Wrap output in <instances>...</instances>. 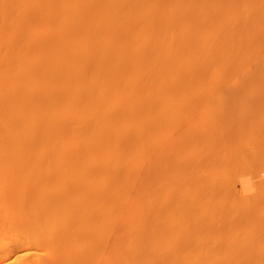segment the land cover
<instances>
[{
	"label": "bare ground",
	"instance_id": "1",
	"mask_svg": "<svg viewBox=\"0 0 264 264\" xmlns=\"http://www.w3.org/2000/svg\"><path fill=\"white\" fill-rule=\"evenodd\" d=\"M239 74L264 82V0H0V264H264V179L229 172L264 162V87L152 157Z\"/></svg>",
	"mask_w": 264,
	"mask_h": 264
},
{
	"label": "rangeland",
	"instance_id": "2",
	"mask_svg": "<svg viewBox=\"0 0 264 264\" xmlns=\"http://www.w3.org/2000/svg\"><path fill=\"white\" fill-rule=\"evenodd\" d=\"M251 68V66H248L247 67V69H250ZM239 76H241V74H239V75H234V77H231L232 79L234 78H237V80L239 79L240 80V77ZM239 77V78H238ZM226 80V81H225ZM228 80H229V82H228ZM238 80V81H239ZM238 81H236V83L238 82ZM242 80H240L239 82H241ZM219 82H221V83H223V86H222V84L221 83H216V82H214V83H216L217 84V86H216V84L214 85V83H211V82H205V83H203V86H205V89H204V92H205V95H207L208 93V95H209V98L208 97H206L205 95H203V93L201 94L200 93V95L198 96L199 97V99H198V97H196V95L195 94H193V97L192 98H194V100L193 99H191V97H190V99L193 101V102H195V103H190L191 102V100L190 99H188V100H184V102H185V105H186V107L185 106H183V108L185 109H187L188 107H187V105H189V104H193L194 105V107H193V109H191L192 108V106H191V108H190V106H189V109H187L188 111H187V113L188 114H185L184 112H185V110L182 112V110H181V112H179V113H181L180 115H181V117L178 115V117H180V119H181V121L180 120H178V117L176 118L175 116H174V118H176L177 119V121H180V123L179 122H175V123H177V124H179L178 126H177V124H174V122L172 123V119H174V118H172V117H170L171 118V122L169 123V124H172V126L174 127H171L170 125H168L169 127H171L173 130H171L170 128H169V130H168V126H167V130H166V133H164L163 132V135L166 137H164L162 134H161V132L162 131H160V135L161 136H163V137H161L162 139H164L163 141L161 140V138H159L158 137V139L159 140H157L156 139V141L157 142H161L159 145H156L157 143H156V141L154 140L153 142V144H155L156 145V147L155 148H153V151H152V157H155V155H156V151H157V149H158V147L160 148V147H163V146H165V145H167V144H169L170 142H172V141H174L179 135H184L185 134V132H187L188 130H186L187 129V127L190 125V123L192 124V122H193V124L195 123V122H197V120L199 121V118H201L200 119V121H199V123H201V121L203 122V124L205 123L203 120H205L206 119V116L208 115V114H210V112L211 111H209L210 109H225L226 108V105H227V107L229 106V105H231L232 104V102L234 103V104H232L233 106L235 105V104H237V105H239V107H240V105L241 106H243L244 105V101H245V98L247 99V98H249L248 99V101L250 100V94L252 93H254L255 91H257V90H255V91H253V90H251V92H250V90L249 89H253V88H251V86H256V87H264L263 85H264V82L263 81H261L260 82V85H259V82H251V83H247V82H244V81H242V83H246V85H244L243 86V84L242 83H239L240 85H242V86H236V85H238V84H235L234 85V83H235V81H234V83H233V81L232 80H230V77H229V79L228 78H226V79H224V81H222V80H220ZM224 82H228L226 85L224 84ZM210 83H211V85H210ZM255 83V84H254ZM263 83V84H262ZM197 84H199V83H197ZM201 84V83H200ZM213 84V85H212ZM251 85V86H247V85ZM254 84V85H253ZM258 84V85H257ZM233 85V86H232ZM212 86V87H211ZM213 86H216V87H213ZM232 86V87H231ZM236 87V88H235ZM241 89H240V88ZM204 88V87H203ZM242 88H244V89H242ZM232 89V91H230ZM256 89V88H255ZM249 90V91H248ZM263 90H264V88H263ZM201 91V90H200ZM229 91V92H228ZM235 91V92H234ZM253 91V92H252ZM203 92V91H202ZM221 92V93H220ZM232 92H234V94L232 93ZM198 93V92H197ZM224 93V94H223ZM249 94V95H248ZM198 95V94H197ZM203 95V96H202ZM213 95V96H212ZM190 96V95H189ZM227 96H229V97H227ZM186 97V99H187V96H185ZM203 97V98H202ZM206 97V98H205ZM231 97V98H230ZM189 98V97H188ZM185 99V98H184ZM199 101V102H198ZM243 101V102H242ZM248 101H246V103L245 104H249V103H251V102H253L252 100H250V102L249 103H247ZM199 103V104H198ZM231 103V104H230ZM198 104V105H197ZM195 105H197V109H196V107H195ZM236 106V105H235ZM195 108V109H194ZM210 108V109H209ZM208 109V110H207ZM191 111V112H190ZM207 113V112H209L207 115H205V113ZM227 112V114H225L226 115V117L227 118H229L227 115H231V114H233V113H231V112H229V111H227V110H225V113ZM172 113H173V111H172ZM172 113H170V116H171V114ZM184 113V114H183ZM229 113H231V114H229ZM174 114V113H173ZM175 114H177V113H175ZM184 116V118H183V116ZM186 115V116H185ZM190 115V116H189ZM224 115V116H225ZM173 116V115H172ZM186 117V118H185ZM189 117V118H188ZM199 117V118H198ZM226 117H225V119H221L220 121H218V123H214V124H211V123H208V122H206V124L204 125V128H207L208 129V134H214L215 133V131H217V130H228V129H230L231 127H238V126H240L241 125V127H243V126H247V125H253V124H256L257 122L255 121V120H252V119H250V120H247V121H245V120H243V119H239V118H234V119H226ZM183 121V122H182ZM189 121V122H188ZM189 123V124H188ZM181 124V125H180ZM177 126V127H176ZM183 127H185V128H183ZM240 127V128H241ZM166 128V127H165ZM163 129H164V127H163ZM155 131V133L157 132V130L156 129H154ZM164 131V130H163ZM176 131H177V133H176ZM153 132V133H154ZM167 132H169V133H167ZM154 133V134H155ZM181 133V134H180ZM245 134H248L249 132L248 131H245L244 132ZM154 134H152V135H154ZM157 134V133H156ZM160 135H158V136H160ZM168 135V136H167ZM157 135H154V137H156ZM245 137H246V139H248L250 136H248V135H244ZM170 137V138H169ZM241 138L239 137V136H237V138H235V136L234 137H230V136H224V137H222V138H220V139H218L217 138V140H216V142H218V141H222L221 143L222 144H229V146L230 145H232L233 143H237L238 142V140H240ZM194 142V141H193ZM167 143V144H166ZM204 143H206V142H204ZM206 144H208V143H206ZM154 145V146H155ZM219 147H223V146H219ZM218 156V153H216V152H214V153H212V155H211V157H210V159H212V158H214V157H217ZM211 166H209V168H210ZM216 171V172H220V171H222V169L219 167V163H215L214 164V166H213V168H212V170H210L211 172L212 171ZM229 172H230V174L234 177V179H235V186H236V189L237 190H240V187H241V183L240 182H245L247 185H248V187L247 188H250V190L248 191V192H246V194L247 195H254L255 194V192H256V190H257V188H258V183H259V181L260 180H262V179H264V162L263 163H257V164H255V165H253V166H251V167H248V166H244V165H240V166H232V167H230V169H229ZM56 181V180H55ZM55 184V183H54ZM57 184V183H56Z\"/></svg>",
	"mask_w": 264,
	"mask_h": 264
}]
</instances>
